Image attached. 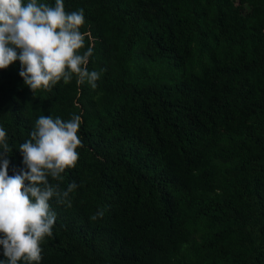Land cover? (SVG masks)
<instances>
[{
  "label": "trees",
  "instance_id": "obj_1",
  "mask_svg": "<svg viewBox=\"0 0 264 264\" xmlns=\"http://www.w3.org/2000/svg\"><path fill=\"white\" fill-rule=\"evenodd\" d=\"M63 2L97 86L0 69L9 175L39 116L81 117L39 264H264V0Z\"/></svg>",
  "mask_w": 264,
  "mask_h": 264
},
{
  "label": "clouds",
  "instance_id": "obj_2",
  "mask_svg": "<svg viewBox=\"0 0 264 264\" xmlns=\"http://www.w3.org/2000/svg\"><path fill=\"white\" fill-rule=\"evenodd\" d=\"M83 24V9L66 12L63 0H55L54 6L37 0L26 4L0 0V69L19 61V76L33 93L50 91L61 80L67 84L73 75L77 84L87 82L94 89L100 73L87 69L92 47L80 53L85 41L79 30ZM80 123L78 115L67 121L39 116L30 139L19 145L24 169L14 175L8 174L11 150L0 127V246L5 257L0 264H39L42 259L40 243L52 236L56 221L49 201L55 197L64 204L77 187L73 182L61 192L49 177L60 180L66 169L75 167L76 149L82 146L77 135ZM103 215L99 210L91 219Z\"/></svg>",
  "mask_w": 264,
  "mask_h": 264
}]
</instances>
